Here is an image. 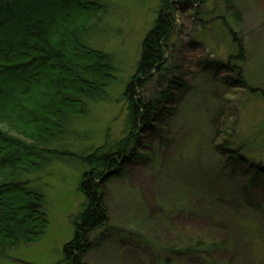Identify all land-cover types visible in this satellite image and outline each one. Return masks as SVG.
Returning <instances> with one entry per match:
<instances>
[{
    "label": "rangeland",
    "instance_id": "rangeland-1",
    "mask_svg": "<svg viewBox=\"0 0 264 264\" xmlns=\"http://www.w3.org/2000/svg\"><path fill=\"white\" fill-rule=\"evenodd\" d=\"M97 2L106 6L107 15L87 44L113 58L115 79L108 86V100L89 103L85 115L66 121L75 138L61 139L55 148L74 158L53 159L25 176L44 196L47 226L33 244L7 249L0 264L62 260L84 201L78 182L88 166L79 156L123 137L121 96L158 16L159 0ZM233 3L243 17L242 70L257 94L235 88L232 75L230 87L209 75L216 60L232 52L216 29V14L201 30L186 21L180 38L185 45L177 51L181 57L174 67L187 80L188 91L169 118L166 142L159 148L151 142L153 162L130 164L124 178L107 184V240L87 255L88 264H264V215L255 216L239 201L251 173L223 166L217 151L225 144L242 149L256 163L264 161V0ZM207 61L211 68L203 69ZM253 191V202L264 200L262 188Z\"/></svg>",
    "mask_w": 264,
    "mask_h": 264
},
{
    "label": "trees",
    "instance_id": "trees-1",
    "mask_svg": "<svg viewBox=\"0 0 264 264\" xmlns=\"http://www.w3.org/2000/svg\"><path fill=\"white\" fill-rule=\"evenodd\" d=\"M159 9L124 85L123 137L79 156L88 166L78 182L84 201L73 223V239L63 246L57 264H88L87 255L107 240V184L124 178L130 164L152 163L151 142L158 148L166 142L169 118L189 87L174 67L185 45L180 38L186 21L201 30L216 14V29L232 52L216 60L209 75L227 87L233 84L232 75L235 88L257 94L242 70L243 17L233 0H159ZM106 15V6L97 0H0L1 258L7 249L36 242L47 226L44 196L25 176L53 159L74 158L55 148L57 141L74 137L66 121L85 115L89 103L108 100L107 89L115 79L113 58L87 44ZM209 65L205 62L203 69ZM227 147L217 148L222 165L251 173L240 203L255 216L264 215V200L256 203L249 196L258 187L264 191V161L256 163L242 149Z\"/></svg>",
    "mask_w": 264,
    "mask_h": 264
}]
</instances>
